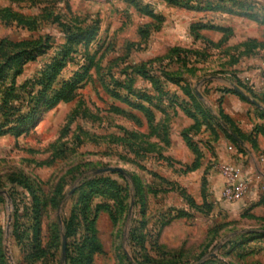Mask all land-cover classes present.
I'll list each match as a JSON object with an SVG mask.
<instances>
[{
  "label": "rangeland",
  "instance_id": "rangeland-1",
  "mask_svg": "<svg viewBox=\"0 0 264 264\" xmlns=\"http://www.w3.org/2000/svg\"><path fill=\"white\" fill-rule=\"evenodd\" d=\"M177 1L0 0V264H264V193L200 202L163 152L231 135L209 87L253 95L264 0Z\"/></svg>",
  "mask_w": 264,
  "mask_h": 264
},
{
  "label": "crops",
  "instance_id": "crops-1",
  "mask_svg": "<svg viewBox=\"0 0 264 264\" xmlns=\"http://www.w3.org/2000/svg\"><path fill=\"white\" fill-rule=\"evenodd\" d=\"M240 21V25H235V34L262 42L259 49L262 51L261 55H264V45H262L264 44V24L257 19L244 20L242 18ZM250 63L251 66L246 67L244 78L248 86L259 95L260 102L264 105V83L262 81L264 57H253ZM209 88L210 97L214 101L221 99L223 114L226 116L222 119V124L224 122L233 132L241 133L245 138H242L245 144L237 140V143L233 142L226 133L216 136L206 123L202 129L203 133L192 139L203 152L201 156H198L182 136V131L194 123L192 119H187L188 123L184 126L173 123L175 126L172 125L170 145L163 152L179 163L177 165L179 170L173 174L171 179L179 181L185 187L186 192H193L195 199L199 197L200 202L204 199L206 202L208 200L220 201L228 182V174L224 172L225 167L233 166L239 169L243 179L239 176L237 179L246 180V193L234 199L229 205H220L230 211H242L257 203L264 193V110L257 108L237 92H221ZM179 113L183 115L182 112ZM194 163H197L196 167L188 171L182 169ZM218 206V204L212 206V212L218 210Z\"/></svg>",
  "mask_w": 264,
  "mask_h": 264
},
{
  "label": "water",
  "instance_id": "water-1",
  "mask_svg": "<svg viewBox=\"0 0 264 264\" xmlns=\"http://www.w3.org/2000/svg\"><path fill=\"white\" fill-rule=\"evenodd\" d=\"M208 79L209 78H205L204 80H208ZM231 85H232L233 89L237 93H239L241 96L246 98L248 101H250L251 103H253L257 107H259V108L264 110V105L259 100H257L255 97H253L251 94H249L244 89H242L236 83L232 82ZM197 94H198V96L200 98H203V95H202V93L199 90L197 91ZM223 125L238 142H240L243 145L245 144L244 140L240 136H238L235 132H233L224 122H223ZM106 172H120L122 174H126L125 170L122 167H119V166H115V167L110 166V167H106V168H100L95 173L96 174H103V173H106ZM5 193H6L5 191H3V192L0 191V194H5ZM134 204H135V194L132 195L131 206H130V215L133 212ZM67 247H68V245H67V236L64 233L63 234V241H62V260H63V262L67 258ZM213 255L214 254H211L210 256H213Z\"/></svg>",
  "mask_w": 264,
  "mask_h": 264
},
{
  "label": "built area",
  "instance_id": "built-area-1",
  "mask_svg": "<svg viewBox=\"0 0 264 264\" xmlns=\"http://www.w3.org/2000/svg\"><path fill=\"white\" fill-rule=\"evenodd\" d=\"M262 81L264 83V69L262 70ZM224 172L225 174H228V182L223 195L228 200L234 201V199H237L246 193V180L244 179V181H240V178L239 180L237 179L238 176L241 177L242 174H240L239 169L233 166H226ZM241 178L243 179V177Z\"/></svg>",
  "mask_w": 264,
  "mask_h": 264
},
{
  "label": "trees",
  "instance_id": "trees-1",
  "mask_svg": "<svg viewBox=\"0 0 264 264\" xmlns=\"http://www.w3.org/2000/svg\"><path fill=\"white\" fill-rule=\"evenodd\" d=\"M167 1L172 2V3H174V4H179V2H178L177 0H167ZM195 27H197V25H195ZM223 30L225 31V28H223ZM239 85H240V87L243 86L242 83H239ZM230 91H232V92H236V91H234L233 89H230ZM252 93H253V95H252L253 97H255L257 100L261 101V100H260V97H259V95H258L257 93H255L254 91H252ZM199 113H202V115H204L205 113H207V111L199 110ZM205 116H206V115H205ZM221 118H222V119L226 118V116L223 114V112H222ZM166 128H167V127H166ZM166 128H165V129H166ZM198 129H199V128L196 127V130H198ZM234 131H235V130H234ZM163 133L165 134L164 136L166 137V135L168 134L167 129H166V131H164ZM188 133H190L189 130H188V131H184V133H183V136H184L185 140L188 142L189 146H191V148H192V149L198 154V156H201L203 152L200 150V148L198 147V145H196L195 142L192 141V138L189 137ZM235 133H236L237 135H239L241 138H244V136H243L241 133L236 132V131H235ZM164 136H163V138H164ZM227 136H228L230 139H232L233 142H236V143H237L236 139H235L232 135L227 134ZM166 138H167V137H166ZM164 139H165V138H164ZM244 139H245V138H244ZM166 141H167V143H169V139H168V138H167ZM196 166H197V163H194L192 166H188V167H187V170L191 169L192 167H196ZM135 183H136V181H135ZM136 188H138V187L136 186ZM209 210H211V209H209ZM65 234H66L67 239H68V233H65ZM67 245H68V240H67Z\"/></svg>",
  "mask_w": 264,
  "mask_h": 264
}]
</instances>
